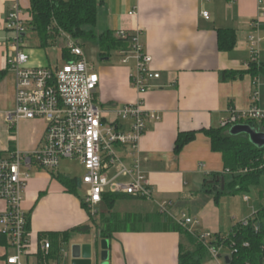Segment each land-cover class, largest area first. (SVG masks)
Listing matches in <instances>:
<instances>
[{
    "label": "crops",
    "instance_id": "obj_1",
    "mask_svg": "<svg viewBox=\"0 0 264 264\" xmlns=\"http://www.w3.org/2000/svg\"><path fill=\"white\" fill-rule=\"evenodd\" d=\"M17 3L28 27L24 42L30 55L29 66L58 68L69 62L63 58L65 43L61 38L47 48L59 47L55 64L44 53L46 49L41 47L39 37V49L30 45L28 33L34 32L29 27L30 0H0V73H3L0 79V158L16 151L23 155L35 152L46 134L43 121H21L10 130L4 120V114L16 106V76L7 67L8 57L14 54L9 43L13 35L6 30V20ZM98 5L96 34L140 30L144 51L153 60L151 68L161 75L151 83L149 91L140 94L130 81L136 62L133 59L122 62L124 49L112 52L117 59H113L111 53L109 57H102L98 67L91 63L100 76L97 102L107 112V123L116 122L123 131H128L131 121L119 119L109 111L144 102L148 116L139 160L153 196L145 200L120 195L113 210L102 203L93 224L79 194L84 188L82 179L81 186L70 192L58 176L75 177L62 174L59 169L52 173L36 164L22 167V172L28 175L22 206L29 218V230L34 242L47 239L50 233L62 235L61 239L64 233L71 234L69 242L62 243L57 251H64L60 264H72L67 250L71 252L76 244L92 245L96 249L94 252L100 255L103 241L109 245L107 264H180L183 235L166 231L169 227L166 223L178 224L185 214L195 220L189 227L191 231L200 235L227 236L238 223L262 206L259 201L260 206L255 204L258 208L249 211L253 204L247 194L242 195V201L236 198L240 194L217 197V189L213 188L224 190L218 179L226 183L229 178L224 177L223 155L212 149L206 131L220 129L232 110L237 113L249 110L254 93H260V78L264 72L257 75L249 72V39L252 35L263 37L262 31L252 24L258 20L264 22V15L260 13L259 0H98ZM133 11L136 15H130ZM204 12L209 13V19L204 18ZM218 30L234 31L236 44L232 51L219 49ZM259 53V62L264 67V39L259 43ZM228 72L244 74L225 81L224 74ZM257 106L262 109L260 101ZM188 133H196L194 140L177 152L179 136ZM118 150L131 165L126 151ZM209 189L213 192H207ZM245 196L249 197V202L244 200ZM259 197L264 199V193ZM164 203H168L166 211L162 209ZM117 207H120L117 214L120 228L114 230L109 239H103L100 232L106 227L98 219L116 214ZM128 222L156 224L129 226ZM86 225L92 227L94 240L89 234L72 232ZM6 246L7 239L0 245V261L8 252ZM99 255L93 264H102Z\"/></svg>",
    "mask_w": 264,
    "mask_h": 264
},
{
    "label": "built area",
    "instance_id": "obj_2",
    "mask_svg": "<svg viewBox=\"0 0 264 264\" xmlns=\"http://www.w3.org/2000/svg\"><path fill=\"white\" fill-rule=\"evenodd\" d=\"M259 4L260 13L264 15V0H259ZM22 15L17 3L6 20V30L13 35L9 43L14 54L8 57L7 67L16 76V106L4 114V120L10 130H14L21 121H43L46 123V134L43 144L35 152L23 155L16 151L0 158V234L7 239L8 251L0 264H60L64 251L54 254L49 239L33 241L29 218L22 206L28 181L22 167L30 168L36 164L55 173L61 160H78L85 169L82 186L86 195L82 199L83 204L93 214L107 193L149 200L153 196L152 187L140 168L139 160L148 113L141 100L109 111L119 119L131 121L128 131H123L116 122L107 123V112L97 102L100 76L86 59L79 42L64 32L61 33L64 50L72 59L58 68L30 67V55L24 42L28 27ZM130 15H136V11ZM203 16L210 18L207 12ZM263 23L258 20L252 24L262 31L263 37L252 35L249 39L251 65L260 64L259 43L264 39ZM115 35L118 39H129L131 46L128 51L121 52L122 62L135 60L131 85L140 94H145L150 90L151 83L159 80L161 75L151 68L153 60L144 51L142 32L119 31ZM257 97L258 92L254 93L249 110L241 113L230 111V118L223 121L222 127L233 128L245 125L247 121L264 120V111L257 106ZM118 148L126 151L131 165L120 156ZM244 200L250 201L248 196ZM167 207L168 203H164L163 211ZM255 214L256 211L241 224L248 227ZM194 223L195 220L185 214L178 220L179 225L187 227ZM255 229L258 231L257 227ZM198 236L208 246L212 259L221 256L222 248L209 246L213 235Z\"/></svg>",
    "mask_w": 264,
    "mask_h": 264
},
{
    "label": "trees",
    "instance_id": "obj_3",
    "mask_svg": "<svg viewBox=\"0 0 264 264\" xmlns=\"http://www.w3.org/2000/svg\"><path fill=\"white\" fill-rule=\"evenodd\" d=\"M30 4L32 19L29 27L38 34L43 49L53 46L61 38L62 32L76 41L86 39L95 41L102 57H109L112 52L117 50L128 51L130 49L129 39H118L115 33L110 31L96 34L94 29L98 24V0H30ZM218 42L221 51H232L236 44L234 31L218 30ZM63 58L66 61L72 59L67 50H63ZM249 72L257 75L259 72H264V67L261 64H252ZM243 74V72H228L224 74V80H235L238 76L242 77ZM2 77L3 73H0V79ZM245 125L264 133V120L247 121ZM231 129L230 127H221L218 130L206 131L211 140L212 149L223 155L226 168L224 177L229 178L225 183L224 190L213 186V189H217V197L249 194L253 188L259 185L264 176V148L255 146L245 134L233 136ZM195 136L196 133L181 134L176 143V151L180 152L194 140ZM58 180L70 192H75L81 186V181L78 178L70 179L58 176ZM213 189H209L207 192L212 193ZM120 197V195L107 193L103 197V203L109 210H113ZM84 207L88 211L92 223L95 224L96 215L99 213L93 214L86 205ZM101 219V224L106 228L101 230L100 237L109 239L114 230H119L121 222L117 214L108 218L101 217ZM167 226L169 227L165 228L166 231L179 232L183 235L184 244L181 245L180 264H206L212 259L208 246L200 241L196 232H190L189 227L175 222L166 223ZM256 227L258 231H256ZM91 229V226L86 225L72 232L89 234ZM61 236L53 233L46 236L52 243L54 253L60 250L62 243L69 242L71 234L64 233L63 239ZM5 243L6 237L0 234V245ZM209 246L217 249H230V264H264V206L258 208L248 227L238 223L227 236L214 234Z\"/></svg>",
    "mask_w": 264,
    "mask_h": 264
},
{
    "label": "rangeland",
    "instance_id": "obj_4",
    "mask_svg": "<svg viewBox=\"0 0 264 264\" xmlns=\"http://www.w3.org/2000/svg\"><path fill=\"white\" fill-rule=\"evenodd\" d=\"M96 33H98L97 28L94 29ZM28 37H29V42L30 45L33 46V49H39V39L36 33L34 32H29L28 33ZM80 46L83 49V53L86 57V59L90 62L93 63L95 65V67H98L101 64V59H102V55L100 53L99 50V46L95 41H91V40H80L78 41ZM59 47L57 49H46V51L44 52L45 54H47L48 58L50 59L52 64L56 63V58L59 55ZM112 57L113 59H117V56L112 53ZM260 84L262 86H264V76L262 78H260ZM262 86H261V91L260 93H258V97L257 99L260 101V103L262 104V111H264V88L262 90ZM250 139V138H249ZM59 171L62 174H66V175H70L72 177L78 178V179H83L84 175H85V169L83 168V166L81 165V163L78 160H70V159H64L61 160L59 167H58ZM261 193H264V176L261 178L260 183L258 186H256L255 188H253L249 194H247L248 196H250V198L252 199V204L249 207V211L252 212V208H258V206H260L259 201L262 202V206H264V199L260 198L259 196H261ZM79 194L84 197L86 195V189L82 188L79 190ZM237 199H241V201L243 200V196L239 195L236 197ZM257 204V205H255ZM257 206V207H256ZM116 214L120 213V207H117L115 212ZM99 216V215H96ZM101 219H98V222L100 223ZM156 223H146V222H138V223H131L128 222L129 226H148V225H153ZM94 236L95 233L91 232L89 233V237L90 239L94 240ZM101 245V243H100ZM96 250V249H94ZM100 252V250H99ZM67 253L69 254V256L71 255V252L67 250ZM231 254L230 249L228 248H222L221 250V256L217 259H212L208 264H226L225 259L227 257V255ZM101 262V261H100ZM213 262V263H212Z\"/></svg>",
    "mask_w": 264,
    "mask_h": 264
},
{
    "label": "water",
    "instance_id": "obj_5",
    "mask_svg": "<svg viewBox=\"0 0 264 264\" xmlns=\"http://www.w3.org/2000/svg\"><path fill=\"white\" fill-rule=\"evenodd\" d=\"M233 136L247 135L250 141L258 148H264V133L258 132L248 125H237L231 129ZM222 183L224 189L225 180L218 179V182ZM109 245L107 241H103L100 245V261L102 264H107L109 259ZM97 253L94 252L92 245H80L76 244L71 247V259L72 264H93L94 258H97ZM226 263L230 264L229 258L226 259Z\"/></svg>",
    "mask_w": 264,
    "mask_h": 264
}]
</instances>
